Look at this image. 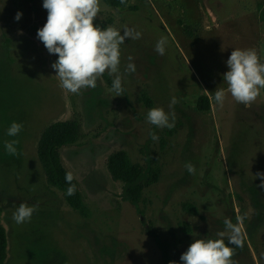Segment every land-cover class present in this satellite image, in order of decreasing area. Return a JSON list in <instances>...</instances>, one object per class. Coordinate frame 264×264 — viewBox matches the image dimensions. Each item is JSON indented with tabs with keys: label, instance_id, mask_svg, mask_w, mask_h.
Instances as JSON below:
<instances>
[{
	"label": "rangeland",
	"instance_id": "374dc122",
	"mask_svg": "<svg viewBox=\"0 0 264 264\" xmlns=\"http://www.w3.org/2000/svg\"><path fill=\"white\" fill-rule=\"evenodd\" d=\"M42 3L0 0L4 264H182L180 256L193 240L218 238L226 218L241 228L233 264H264V188L256 175L264 173V89L246 107L232 99L223 80L235 48H253L264 61V24L258 18L264 0H130L118 9L99 0L94 22L121 34L141 33L120 45L121 96L108 85L105 77L113 81L114 75L107 72L94 89L79 94L60 86L51 67L58 57L36 35L47 18ZM161 37L167 40L164 55L155 51ZM129 57L134 73L125 72ZM217 88L226 92L223 106L214 102ZM202 95L210 101L205 112L196 109ZM173 97L178 102L170 109ZM154 107L174 111L175 126L148 123ZM70 120L79 123L81 135L59 155L78 184L85 217L48 186L36 153L46 126ZM13 121L23 124L15 137L7 135ZM12 140L18 141L16 155L5 148ZM119 150L144 168L143 182L157 174L136 203L107 170L108 157ZM20 203L36 206L30 222L14 221ZM184 203L196 214L184 210Z\"/></svg>",
	"mask_w": 264,
	"mask_h": 264
},
{
	"label": "clouds",
	"instance_id": "9594fccd",
	"mask_svg": "<svg viewBox=\"0 0 264 264\" xmlns=\"http://www.w3.org/2000/svg\"><path fill=\"white\" fill-rule=\"evenodd\" d=\"M123 3V0H121ZM42 7L47 10L45 24L37 30V38L43 43L49 54H56L57 59L51 64L59 77L60 86L72 94H79L82 89L95 88L98 79L107 72L114 75L112 89L115 96H121L122 77L120 75V45L126 39H139L140 32L131 29L121 30L112 26L100 27L94 23L99 12V0H43ZM22 12L17 11L14 20L19 21ZM167 40L161 37L155 46L159 55H164ZM126 66V73H134L136 66L131 62ZM228 70L223 74L227 84V93L232 99L246 107L250 106L260 96L264 89V61L253 48H235L226 60ZM226 98L224 89H216L214 102L223 106ZM173 97L169 103L172 109L177 103ZM147 122L158 128H173L175 113L166 112L162 107H154L147 112ZM23 129V124L13 121L7 129V135L15 137ZM153 140H158L155 133H149ZM17 140L5 142L6 151L16 155ZM185 168L190 174H195V166L186 163ZM261 178V188H264V173L256 174ZM66 182L70 187L68 195L76 191L71 184L73 176L66 174ZM36 211L35 205L20 203L13 213L17 224L30 222ZM240 223L243 217L237 218ZM225 231L218 233V238L194 239L187 250L180 256L182 264H233L235 249L242 246L241 228L233 224L231 219L224 220ZM227 241V243H226ZM231 245V246H229ZM169 264H177L169 261Z\"/></svg>",
	"mask_w": 264,
	"mask_h": 264
},
{
	"label": "trees",
	"instance_id": "16d2710c",
	"mask_svg": "<svg viewBox=\"0 0 264 264\" xmlns=\"http://www.w3.org/2000/svg\"><path fill=\"white\" fill-rule=\"evenodd\" d=\"M27 3H32L35 0H24ZM105 5L112 8H122L128 5L130 0H101ZM145 1V0H140ZM258 18L264 24V8L259 7ZM96 25L104 28L105 26L94 22ZM109 86L112 87V80L105 77ZM196 109L198 111L210 110V101L208 96L202 95L197 99ZM80 126L75 120L56 121L46 126L37 142V158L45 174L48 186L54 187L62 193L66 203L82 217L86 216V209L78 189L77 182L72 179L71 184L75 185L76 191L73 195H68L67 190L70 187L66 182V174L68 173L63 167L59 155V149L64 146L75 144L80 138ZM107 170L112 179L123 182L125 187V197L133 203L139 201L142 190L148 184H151L157 179V174L153 173L152 178L144 181V168L133 163L128 158L127 154L122 151H116L110 154L106 162ZM184 210L191 214H196V208L190 203L183 204ZM1 214V208H0ZM186 232L190 231V227L185 225ZM7 236L4 226L0 221V264H4L7 257Z\"/></svg>",
	"mask_w": 264,
	"mask_h": 264
}]
</instances>
